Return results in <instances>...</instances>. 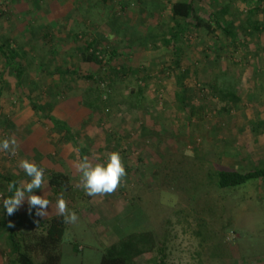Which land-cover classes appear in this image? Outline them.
<instances>
[{"label": "rangeland", "instance_id": "obj_1", "mask_svg": "<svg viewBox=\"0 0 264 264\" xmlns=\"http://www.w3.org/2000/svg\"><path fill=\"white\" fill-rule=\"evenodd\" d=\"M175 1L0 0V44L10 40L26 70L19 85L0 55V140L10 119L16 128L9 136L19 144L15 156L0 151V170L28 181L19 162L36 163L39 151L44 187L33 194L44 198L50 169L70 175L72 189L63 198L81 221L65 231L59 264H99L97 240L103 248L141 231H151L164 254L146 255L143 264H153L154 256L164 264H230L236 257L264 263V181L221 189L214 170L221 164L243 171L264 160V134L254 135L249 126L264 123V28L247 23L249 10L261 2L186 0L205 21L217 17L223 27L232 22L238 37L191 27L175 43ZM252 20L264 26V2ZM92 41L104 59L116 50L110 69L81 60L79 49ZM66 70L80 76L60 74ZM182 73L184 103L177 83ZM30 97L51 104L50 113L69 122L93 163L120 153L127 175L114 193L85 194L74 142L51 130ZM4 193L1 186L0 216ZM49 201L47 212L58 213L55 197ZM35 209L26 199L17 211L22 220ZM75 240L84 244L77 259L68 254ZM8 249L3 231L0 264H7Z\"/></svg>", "mask_w": 264, "mask_h": 264}, {"label": "trees", "instance_id": "obj_2", "mask_svg": "<svg viewBox=\"0 0 264 264\" xmlns=\"http://www.w3.org/2000/svg\"><path fill=\"white\" fill-rule=\"evenodd\" d=\"M261 4L255 6L249 10L250 14L247 19L248 24H253L255 30L263 29V24H259L256 21L252 20L254 14L262 11V4L264 0H259ZM171 17L174 21H177V28H171V38L172 42L176 43V40L183 34L189 32L191 27H202L208 33H214L216 30H222L224 33L231 39L235 40L238 37L234 25L229 24L228 27H223L221 20L217 17L214 18L213 23L211 21H205L200 18L197 14L196 9L192 1L186 0H177L171 4ZM187 20L192 22L187 23ZM186 22L184 24H181ZM167 47L176 52V48L173 46V43H168ZM81 60L85 63H94L98 65L100 70L110 69V61L113 57L117 55L116 50H112V58L104 59V52L98 49V45L94 41L87 42L86 45L79 49ZM0 55L3 57L5 62V68L7 70L14 71L19 85L22 83L23 75H25V68L21 63V54L16 51L10 40L4 44H0ZM173 63L177 69L181 67V60L178 57H175ZM115 69L112 70V73L117 74L118 72ZM71 73L80 76V73L76 70H66L61 71L60 74ZM87 80H94L93 75L81 76ZM102 77H98L96 81V88L101 87ZM177 83L182 89L181 97L183 98L182 103L186 101V92L187 86L184 82L185 76L183 73L177 77ZM2 93V87L0 88V96ZM142 93V89L139 88L138 94ZM32 97V96H31ZM29 98L30 106L36 113H43L45 119L51 124V130L62 135V138H67L74 142L81 159L85 157L86 151L81 148L77 140V132H75L69 122L58 119L50 113L51 104L47 106H42L35 102L32 98ZM182 100V99H181ZM88 107H93V103L86 104ZM5 127L3 130L5 132L4 138H9L10 133L13 132L16 128L15 123L7 119L4 122ZM251 132L259 136L264 134V123L258 121L250 122ZM2 139V140H3ZM41 156L42 154L38 151L36 152V164L41 166ZM216 182L219 188L221 189H233L238 188L246 184L251 180H263L264 181V160L259 164L249 168L248 170H238L236 168H228L223 165H214ZM11 181L20 182L21 178L15 173H3L0 170V188L3 186L5 193L2 195V200L11 196L13 193L8 190V184ZM71 177L67 172L62 170L50 169L48 172V181L47 188L49 193L46 194V198L49 200L53 196L56 200L60 196L65 195L67 192H70L72 189ZM19 186V183L18 185ZM34 213L29 212L30 217H26L21 220L19 216V211H15L14 214L9 216L7 210L3 207L1 216H0V233L5 231L6 243L9 247L6 254L7 264H59V259L61 257L62 248L64 246V234L65 231L69 228L71 223H65L64 217L58 215V213H48L45 217L36 215L37 209L33 210ZM28 214V216H29ZM78 220L80 218L78 217ZM74 225V223H72ZM76 224V222H75ZM11 225V226H10ZM84 226V225H83ZM94 236V235H93ZM95 238V237H94ZM74 239V236L71 238ZM101 245V248L98 249L100 254L99 264H143L142 258L146 255H153L155 252H160L162 256L163 248L162 245L158 247V242L156 241L155 235L151 231H141L137 233H132L128 236L120 238L118 241L113 242L109 246L102 248L101 242L97 240ZM68 249L70 250L68 254L72 255L75 259L79 257L80 251L83 249L81 240L78 242L70 241ZM83 246V247H82ZM71 252V253H70ZM82 253V252H81ZM258 258V257H257ZM36 259H39V263L36 262ZM153 261V264H164L163 258H158L156 256L150 258ZM251 260L255 259L245 258L243 262L246 264H252ZM253 263V264H254ZM264 264V263H263Z\"/></svg>", "mask_w": 264, "mask_h": 264}, {"label": "clouds", "instance_id": "obj_3", "mask_svg": "<svg viewBox=\"0 0 264 264\" xmlns=\"http://www.w3.org/2000/svg\"><path fill=\"white\" fill-rule=\"evenodd\" d=\"M18 147L19 144L15 136L0 140V151L9 152L15 156ZM19 167L30 179L28 181L9 182L8 190L13 194L3 199V207L11 216L27 199L30 210L37 208L36 215L45 217L48 214L47 208L50 201L44 196L33 194L34 190L44 187V168L28 159H22L19 162ZM75 167L80 173V184L85 194L91 197L114 193L127 175L123 158L117 151L108 153L106 163H93L85 156L75 164ZM18 183L19 186H17ZM56 206L58 215L64 217L65 223H75L78 220L76 212L69 211L67 201L63 196L58 198Z\"/></svg>", "mask_w": 264, "mask_h": 264}, {"label": "crops", "instance_id": "obj_4", "mask_svg": "<svg viewBox=\"0 0 264 264\" xmlns=\"http://www.w3.org/2000/svg\"><path fill=\"white\" fill-rule=\"evenodd\" d=\"M241 257H236V262H234V263H230V264H246L245 262H243V260L242 259H240ZM252 259V258H251ZM249 261H250V259H249ZM251 263L253 264L254 263V261H252L251 260ZM198 264H207V262L205 261V260H201ZM254 264H263V263H260V260H259V258H255V263Z\"/></svg>", "mask_w": 264, "mask_h": 264}]
</instances>
